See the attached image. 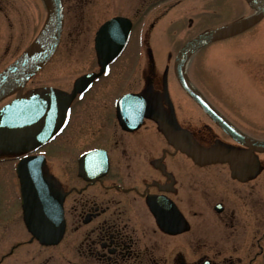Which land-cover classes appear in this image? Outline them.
<instances>
[{
	"label": "flooded vegetation",
	"instance_id": "obj_1",
	"mask_svg": "<svg viewBox=\"0 0 264 264\" xmlns=\"http://www.w3.org/2000/svg\"><path fill=\"white\" fill-rule=\"evenodd\" d=\"M99 1L79 0L83 21ZM182 1L97 4L95 70L68 92L32 95L60 97L63 122L29 150L0 148V264H264V152L206 115L177 79L174 50L152 42V16ZM64 9L66 21L65 0ZM200 51L186 74L205 95L188 72ZM208 100L243 134L264 140L253 101L231 113ZM26 192L45 196L41 205L31 199V222Z\"/></svg>",
	"mask_w": 264,
	"mask_h": 264
},
{
	"label": "rangeland",
	"instance_id": "obj_2",
	"mask_svg": "<svg viewBox=\"0 0 264 264\" xmlns=\"http://www.w3.org/2000/svg\"><path fill=\"white\" fill-rule=\"evenodd\" d=\"M106 1L121 2L101 0L93 6L91 15H87L83 21L79 0H65L66 21L62 39L49 61L26 82L25 94L31 96L44 91L68 92L81 76L95 70L97 59L93 53V35L99 22L103 20L97 15L98 5L101 7V2ZM103 6L109 16L111 10L106 4ZM254 12L255 7L250 0H183L152 16V23L156 24L155 30H152V42L155 48L158 42L161 48L173 49L172 55L175 56L176 49L193 37L233 24ZM49 15L45 0H0V71L35 41ZM130 56L131 54L124 58L123 65L128 64ZM160 60L172 61V58ZM258 65L262 68V73L261 69L255 68ZM119 68L123 69L122 66ZM188 72L200 90L221 110L231 112L230 109H240L241 104H246L249 110L251 101L258 105L264 139V20L240 36L202 49L190 61ZM124 74L125 72L118 69V80ZM244 78H247L249 88H240ZM244 89L252 94V100L243 95ZM14 96L9 95L0 104ZM94 97L92 101H96L98 96ZM90 110L93 111L92 108Z\"/></svg>",
	"mask_w": 264,
	"mask_h": 264
},
{
	"label": "water",
	"instance_id": "obj_3",
	"mask_svg": "<svg viewBox=\"0 0 264 264\" xmlns=\"http://www.w3.org/2000/svg\"><path fill=\"white\" fill-rule=\"evenodd\" d=\"M251 1L256 8L253 15L233 24L205 32L187 42L176 58L175 71L184 90L226 132L238 142L264 151V142L248 138L239 130L232 127L199 92L190 86L184 73L186 60L196 50L212 42L240 34L264 18V0ZM46 2L50 9V18L43 31L20 57L0 72V99L18 87L22 90L26 80L49 58L58 44L64 21L63 2L62 0H46ZM60 101V97L56 95L26 98L22 97L20 92L10 104L0 109V147L14 148L17 146L28 149L36 143L51 137L63 122L64 113L63 109L60 110ZM26 194V199H28V202H26L28 205L27 215L29 222H31L36 214L31 201L32 194L29 192H26ZM43 197L45 199V196ZM32 200L36 206L35 199ZM50 200L52 199L50 198ZM54 205L58 223V225L56 224L57 228L54 236L57 240L63 232V224L59 222L61 200H59V195L56 191ZM36 231L35 233L39 238L45 241L49 240V234Z\"/></svg>",
	"mask_w": 264,
	"mask_h": 264
}]
</instances>
